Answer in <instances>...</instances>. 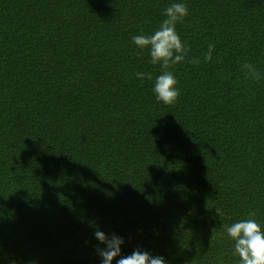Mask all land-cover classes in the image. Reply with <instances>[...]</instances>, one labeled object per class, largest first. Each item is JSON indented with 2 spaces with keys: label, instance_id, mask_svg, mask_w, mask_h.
<instances>
[{
  "label": "trees",
  "instance_id": "obj_1",
  "mask_svg": "<svg viewBox=\"0 0 264 264\" xmlns=\"http://www.w3.org/2000/svg\"><path fill=\"white\" fill-rule=\"evenodd\" d=\"M173 2L189 52L165 105L132 37ZM244 63L264 73V0H0V264H101L97 229L122 256L238 264L225 227L264 225V80Z\"/></svg>",
  "mask_w": 264,
  "mask_h": 264
},
{
  "label": "clouds",
  "instance_id": "obj_2",
  "mask_svg": "<svg viewBox=\"0 0 264 264\" xmlns=\"http://www.w3.org/2000/svg\"><path fill=\"white\" fill-rule=\"evenodd\" d=\"M189 8L184 2H173L163 10L165 17L159 28L152 34H138L132 37L135 45L143 50L148 49L153 65L159 64L162 74L155 79L153 93L158 102L165 105H173L180 96V90L176 87L178 80L170 68L178 63L185 62L188 57L189 47L182 41L176 30V25L189 15ZM214 44L208 45V50L203 59L211 61ZM191 63H200L199 59H192ZM241 70L246 78L260 81L264 80L262 73L252 63H244ZM138 79H152L151 73L137 72ZM255 211L248 213V217L225 227L227 236L234 242L233 255L238 256V264H264V225L256 218ZM95 238L106 247L96 245V251L102 258L101 264H112L116 257V264H167L163 256L151 255L148 251L137 247L130 255H121V245L124 239L119 235H111L97 229Z\"/></svg>",
  "mask_w": 264,
  "mask_h": 264
}]
</instances>
